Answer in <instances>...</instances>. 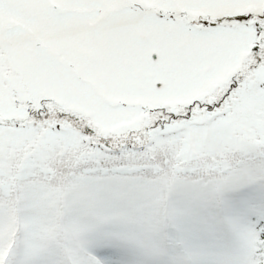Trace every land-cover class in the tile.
<instances>
[{
  "label": "snow or ice",
  "instance_id": "snow-or-ice-1",
  "mask_svg": "<svg viewBox=\"0 0 264 264\" xmlns=\"http://www.w3.org/2000/svg\"><path fill=\"white\" fill-rule=\"evenodd\" d=\"M0 264H264V0H0Z\"/></svg>",
  "mask_w": 264,
  "mask_h": 264
}]
</instances>
